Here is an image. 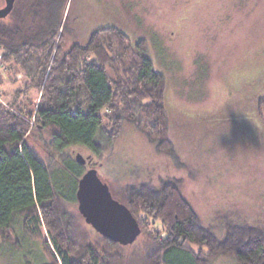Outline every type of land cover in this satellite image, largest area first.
Wrapping results in <instances>:
<instances>
[{
    "label": "rangeland",
    "instance_id": "rangeland-1",
    "mask_svg": "<svg viewBox=\"0 0 264 264\" xmlns=\"http://www.w3.org/2000/svg\"><path fill=\"white\" fill-rule=\"evenodd\" d=\"M36 2L16 0L15 13L2 23L13 27L22 11ZM4 6L0 0V9ZM49 6L59 20L62 40L55 44L59 42L62 52L84 46L104 27L121 31L132 47L145 43L153 69L166 81L171 144V151H159L134 123L124 120L112 143L99 130V154L81 145L56 152L48 134L32 130L27 142L51 171H63L64 161L76 164L80 154L89 160L78 165L81 174L95 169L117 201L126 202L134 186L159 188L173 181L217 236L233 224L264 229V0H53ZM29 86L18 67L0 62V108L15 112L32 127L41 89ZM136 116L143 121L140 112ZM62 177L70 196L74 178L66 173ZM77 206L75 200L61 208L70 235L76 242L109 249V240L85 223ZM144 220L136 241L117 247L124 263L148 264L154 247L149 233L164 235L159 221ZM13 228L22 248L3 243L0 264L49 262L41 241L23 232L21 218L15 217ZM168 256L175 258L173 253ZM213 264L238 263L221 256Z\"/></svg>",
    "mask_w": 264,
    "mask_h": 264
},
{
    "label": "trees",
    "instance_id": "trees-1",
    "mask_svg": "<svg viewBox=\"0 0 264 264\" xmlns=\"http://www.w3.org/2000/svg\"><path fill=\"white\" fill-rule=\"evenodd\" d=\"M51 2L32 3L13 27L2 23L6 18L0 19V62L14 64L29 78V87L41 89L32 127L15 112L0 108V246L7 243L21 250L13 228L19 217L25 235L41 241L49 259L44 264H122L117 244L109 241V249L99 250L70 235L61 208L76 200L83 175L78 164L64 161L63 171H51L27 139L38 130L50 136V147L56 152L81 145L99 154V130L112 143L126 120L155 142L159 151L169 152L166 81L153 69L145 43L132 47L127 36L113 27L100 28L84 46L73 45L62 52L59 20L48 9ZM15 10L14 3L9 15ZM137 112L143 121L137 119ZM63 173L74 178L70 196ZM177 183L134 186L126 202L118 200L139 225L147 217L163 225L162 237L161 232L149 233L154 247L148 264H213L221 256L238 264H264L262 227L233 224L217 236L182 198Z\"/></svg>",
    "mask_w": 264,
    "mask_h": 264
},
{
    "label": "water",
    "instance_id": "water-1",
    "mask_svg": "<svg viewBox=\"0 0 264 264\" xmlns=\"http://www.w3.org/2000/svg\"><path fill=\"white\" fill-rule=\"evenodd\" d=\"M4 1L0 19L6 18L14 6V0ZM87 159L77 154L74 161L84 166ZM75 197L85 223L103 238L124 247L132 245L140 235L138 221L124 204L112 197L95 169L87 170L78 180Z\"/></svg>",
    "mask_w": 264,
    "mask_h": 264
},
{
    "label": "flooded vegetation",
    "instance_id": "flooded-vegetation-1",
    "mask_svg": "<svg viewBox=\"0 0 264 264\" xmlns=\"http://www.w3.org/2000/svg\"><path fill=\"white\" fill-rule=\"evenodd\" d=\"M95 1H97V0H95ZM14 3H15V0H14ZM88 161H89V160L87 159L86 163H88Z\"/></svg>",
    "mask_w": 264,
    "mask_h": 264
}]
</instances>
